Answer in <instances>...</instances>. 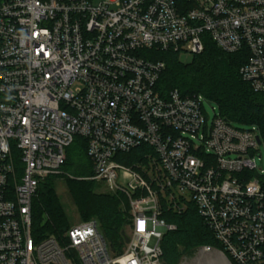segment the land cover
Returning a JSON list of instances; mask_svg holds the SVG:
<instances>
[{
    "label": "built area",
    "instance_id": "1",
    "mask_svg": "<svg viewBox=\"0 0 264 264\" xmlns=\"http://www.w3.org/2000/svg\"><path fill=\"white\" fill-rule=\"evenodd\" d=\"M207 39L227 54L246 51L241 78L264 94V0L0 4V264H166L161 243L177 228L162 212L190 205L223 248L198 249L209 264H263L258 128L216 107L210 118L203 95L156 88L166 64L152 51L199 55ZM76 138L86 142L91 180L128 201L119 255L97 219L62 238L33 236L34 198L64 173ZM140 148L134 166L121 162Z\"/></svg>",
    "mask_w": 264,
    "mask_h": 264
},
{
    "label": "trees",
    "instance_id": "2",
    "mask_svg": "<svg viewBox=\"0 0 264 264\" xmlns=\"http://www.w3.org/2000/svg\"><path fill=\"white\" fill-rule=\"evenodd\" d=\"M5 1L0 0V4ZM150 56L166 64L156 86L162 96L173 90H179L183 96L203 95L218 107L228 122L239 127L256 126L264 144V94L255 93L240 75V69L248 58L246 51L227 54L207 39L204 52L192 56L188 62H183L182 55L174 51L154 50ZM141 151V148L132 151L124 157L128 160L122 158L121 162L134 166L141 160ZM63 172L68 176L66 185L80 216L87 221L97 219L110 250L115 255L121 254L126 247L127 228L131 224L128 201L120 194L95 193V182L88 180L93 176L92 163L82 138H76L69 148ZM59 178L50 176L45 179L34 198L32 232L35 239L48 236L62 238L71 228L55 189ZM260 183L264 190V175L260 177ZM161 219L177 228L167 233L161 243L166 264H179L184 256L203 246L223 250L194 206L190 205L179 214L166 207Z\"/></svg>",
    "mask_w": 264,
    "mask_h": 264
},
{
    "label": "rangeland",
    "instance_id": "3",
    "mask_svg": "<svg viewBox=\"0 0 264 264\" xmlns=\"http://www.w3.org/2000/svg\"><path fill=\"white\" fill-rule=\"evenodd\" d=\"M102 1H106V0H94L95 4H100ZM192 56L184 54L181 56V60L183 62H188L190 61ZM79 84L75 85V88L78 87ZM216 107V111H218L217 106L213 105V104H206L205 105V110L207 112V114L210 116V118L214 117V114L217 113L216 111L213 110V108ZM69 152V149H67V153ZM257 166L259 169L264 170V149H261V159L259 160L257 158L256 160ZM66 174L63 173L62 175H60V178L58 180H56L55 182V189H56V193L64 207L65 213L67 215V218L70 222L71 225H78L81 222L87 221L88 219H83L72 198L71 195L69 193L68 187L66 185V178L68 176H65ZM65 177V178H63ZM89 181H93L91 180V177L88 178ZM96 184V188H95V193L96 194H116L113 192H110L108 190V188L106 187V185L102 182H98V181H94ZM119 195V194H116ZM127 232H129V226L127 228ZM113 256L115 255L113 252L111 253ZM211 256H200V254L198 253V250L190 255H186L182 258L181 262L179 264H209L208 260L210 259Z\"/></svg>",
    "mask_w": 264,
    "mask_h": 264
},
{
    "label": "water",
    "instance_id": "4",
    "mask_svg": "<svg viewBox=\"0 0 264 264\" xmlns=\"http://www.w3.org/2000/svg\"><path fill=\"white\" fill-rule=\"evenodd\" d=\"M258 142H259V145H262V140L260 137H258ZM126 242L128 243L129 242V239L126 237Z\"/></svg>",
    "mask_w": 264,
    "mask_h": 264
}]
</instances>
